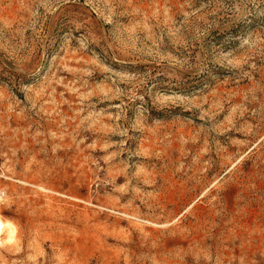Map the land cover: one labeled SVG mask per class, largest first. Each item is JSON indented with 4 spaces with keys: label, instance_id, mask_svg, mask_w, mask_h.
<instances>
[{
    "label": "rangeland",
    "instance_id": "obj_1",
    "mask_svg": "<svg viewBox=\"0 0 264 264\" xmlns=\"http://www.w3.org/2000/svg\"><path fill=\"white\" fill-rule=\"evenodd\" d=\"M0 264H264V0H0Z\"/></svg>",
    "mask_w": 264,
    "mask_h": 264
},
{
    "label": "bare ground",
    "instance_id": "obj_2",
    "mask_svg": "<svg viewBox=\"0 0 264 264\" xmlns=\"http://www.w3.org/2000/svg\"><path fill=\"white\" fill-rule=\"evenodd\" d=\"M15 235V226L11 222L3 220L0 215V247L3 245V242H13Z\"/></svg>",
    "mask_w": 264,
    "mask_h": 264
}]
</instances>
